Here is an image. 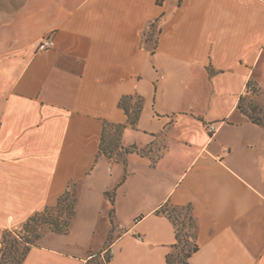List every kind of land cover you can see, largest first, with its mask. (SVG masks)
Masks as SVG:
<instances>
[{
  "label": "crops",
  "instance_id": "0c3cea01",
  "mask_svg": "<svg viewBox=\"0 0 264 264\" xmlns=\"http://www.w3.org/2000/svg\"><path fill=\"white\" fill-rule=\"evenodd\" d=\"M156 1L0 10V242L75 193L68 234L43 231L21 264L103 250L108 264H166L162 207L189 211V264H264V125L237 109L264 107V0ZM45 37L54 46L40 52ZM124 97L142 99L133 127ZM105 124L125 125L120 145L142 153L101 155Z\"/></svg>",
  "mask_w": 264,
  "mask_h": 264
},
{
  "label": "trees",
  "instance_id": "16d2710c",
  "mask_svg": "<svg viewBox=\"0 0 264 264\" xmlns=\"http://www.w3.org/2000/svg\"><path fill=\"white\" fill-rule=\"evenodd\" d=\"M158 5H161L163 0L156 1ZM153 35H148L149 40L152 39ZM155 44V43H154ZM251 83L248 84V87ZM244 99L240 98L237 109L245 115L252 123L258 125H264V118H256L254 115L260 112L257 110V107H253L251 105L246 108L243 106ZM119 108H121L128 117V124L130 126H135L140 115L142 109V99L140 97H124L120 100L118 104ZM125 129V125H113V124H105L102 131V137L99 145V153L113 162H119L118 159L124 161L125 156L131 153L141 154L142 150L131 146L125 148L120 145V138L123 130ZM110 132L109 141L107 140L106 135ZM107 143V146L105 144ZM114 157V158H113ZM123 157V158H122ZM69 196V192H66L62 197L58 199L55 207L59 206L65 197ZM110 202L113 205V197L110 195ZM47 210V209H46ZM45 210V211H46ZM44 212V211H43ZM158 214H166L168 218L171 220L174 231H175V243L171 247V252L166 256V264H189L188 260L198 250V246L195 242L196 238V229L193 223V220L189 214L187 209H167L166 207H162ZM42 214L38 213L32 218H30L24 226H26L34 217ZM74 217V205L70 208L69 216L67 221L60 223L57 219H49L46 221V224L49 227V230L55 234L66 235L68 234L69 227L71 225L72 219ZM110 219L112 222V211L110 212ZM23 226V227H24ZM36 240H39L40 237H35ZM29 250V249H28ZM27 250V251H28ZM26 251V252H27ZM26 252L23 254L21 260L17 262V264H21L24 259ZM0 259V264H1ZM110 259H107L109 263Z\"/></svg>",
  "mask_w": 264,
  "mask_h": 264
},
{
  "label": "rangeland",
  "instance_id": "374dc122",
  "mask_svg": "<svg viewBox=\"0 0 264 264\" xmlns=\"http://www.w3.org/2000/svg\"><path fill=\"white\" fill-rule=\"evenodd\" d=\"M24 2V0H0V10H10L13 11ZM157 27L152 28L148 33L152 34V39L155 38ZM152 44H149L151 46ZM248 90L252 95L259 93L256 83L251 82ZM257 107L261 113H257L254 116L256 118H264V107L256 105L252 101L244 99L243 106L248 108L250 105ZM110 132L106 135L109 141ZM107 146V143L105 144ZM114 158V157H113ZM123 158V157H122ZM120 162V159H118ZM75 193L73 191L69 192V196L65 197L62 203L57 207H51L42 214L34 217L26 226H24L20 231L15 234H5L4 240H1V251L2 260L1 264H17L23 256V254L37 242L36 236L40 237L43 231L49 230L46 221L49 219H57L60 223L67 221L69 216L70 208L74 205ZM110 259V252L108 250H103L100 253H95L87 257V259L82 264H108L107 259Z\"/></svg>",
  "mask_w": 264,
  "mask_h": 264
},
{
  "label": "built area",
  "instance_id": "2783aa9c",
  "mask_svg": "<svg viewBox=\"0 0 264 264\" xmlns=\"http://www.w3.org/2000/svg\"><path fill=\"white\" fill-rule=\"evenodd\" d=\"M53 46H54V42L52 41V39L49 38V37H45L38 44L37 50L40 51V52H42V51H46L48 49H51ZM209 131L210 132L214 131V126H210L209 127ZM0 247H1V242H0Z\"/></svg>",
  "mask_w": 264,
  "mask_h": 264
}]
</instances>
